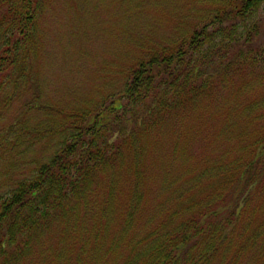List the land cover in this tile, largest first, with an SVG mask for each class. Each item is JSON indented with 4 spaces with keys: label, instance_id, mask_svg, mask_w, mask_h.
<instances>
[{
    "label": "trees",
    "instance_id": "trees-1",
    "mask_svg": "<svg viewBox=\"0 0 264 264\" xmlns=\"http://www.w3.org/2000/svg\"><path fill=\"white\" fill-rule=\"evenodd\" d=\"M209 1L181 38L136 48L113 100L44 107L56 149L0 196V264H264V0ZM51 2L0 0V107L22 74L35 94Z\"/></svg>",
    "mask_w": 264,
    "mask_h": 264
},
{
    "label": "rangeland",
    "instance_id": "rangeland-1",
    "mask_svg": "<svg viewBox=\"0 0 264 264\" xmlns=\"http://www.w3.org/2000/svg\"><path fill=\"white\" fill-rule=\"evenodd\" d=\"M206 3L210 1L52 0L51 4L48 3L38 20L39 49L28 63L36 95L29 92L22 74L16 84L14 99L0 107V130L15 120L19 122L23 105L25 109L29 108L28 116L6 135L0 136V149L4 153L0 158V196L10 190L16 178L28 177L35 161L46 162L56 149L54 131L58 127L51 125L54 120H48L47 116L52 113L44 107L81 112L104 97L113 100L111 94H117L122 86L118 85L117 76L123 66L137 56L136 48L181 38L182 28L186 27L181 21L193 23L198 17H188L198 10L211 9L215 13V8H203ZM260 18L259 11L252 22L259 28ZM243 31L239 30L237 37ZM263 32L264 14L258 33ZM246 37L239 38V42L245 41ZM125 103L121 100V104ZM113 112L111 118L116 113ZM117 112L116 118L122 110ZM192 115L199 121L207 118L200 112ZM29 126L37 129L38 141L29 144L31 134L28 132L16 143V134L12 133ZM194 146L198 148L199 142L196 141ZM198 151L203 153V150Z\"/></svg>",
    "mask_w": 264,
    "mask_h": 264
}]
</instances>
